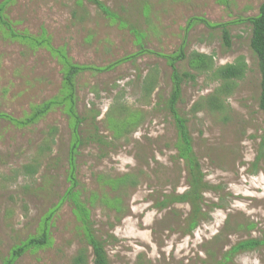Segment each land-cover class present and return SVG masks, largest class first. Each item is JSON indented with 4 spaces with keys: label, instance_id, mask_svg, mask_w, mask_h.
<instances>
[{
    "label": "rangeland",
    "instance_id": "1",
    "mask_svg": "<svg viewBox=\"0 0 264 264\" xmlns=\"http://www.w3.org/2000/svg\"><path fill=\"white\" fill-rule=\"evenodd\" d=\"M100 1L107 13L88 0H0V264H70L81 248L92 264L76 207L63 197L73 186L72 113L97 115L109 144L77 145L73 189L89 200L110 264H264V157L255 163L263 127L260 74L249 46V19L264 0ZM194 54L213 63L197 70ZM170 57L179 72L195 76L182 84L176 108L188 119L193 151L211 187L203 194L208 220L190 233L188 205H160L187 189L177 129L166 109ZM239 57L248 70L224 98L223 112L192 111L220 85L214 69ZM71 65L84 69L73 76L69 110ZM126 118L132 123L120 130ZM87 124L77 129L82 140ZM44 231V247L12 257ZM246 240L260 245L226 258Z\"/></svg>",
    "mask_w": 264,
    "mask_h": 264
},
{
    "label": "trees",
    "instance_id": "2",
    "mask_svg": "<svg viewBox=\"0 0 264 264\" xmlns=\"http://www.w3.org/2000/svg\"><path fill=\"white\" fill-rule=\"evenodd\" d=\"M90 3L97 6L102 12L107 13L108 10L106 6L100 0H88ZM2 18V7L0 6V19ZM3 22V21H2ZM204 24L209 25L206 21L202 20ZM249 22L251 23V38H250V49L252 54L257 60L258 70L260 74V92L258 97V109L262 114V131L259 137V149L258 157L256 158V164L264 157V3L260 6L259 13L257 16L250 18ZM7 26V25H6ZM11 31V30H10ZM14 36V34H12ZM223 43L227 49H230L231 42L229 33L224 29L223 30ZM135 55L127 56L124 58L132 59ZM183 55L176 58H180ZM197 58V61L193 63L195 69L200 71H206L209 68V65L213 63V58L206 56L204 54H194ZM176 58L170 57L169 60L170 66L172 69L171 82L172 89L170 96L167 100L166 109L174 119V123L178 133V142L176 145L177 156L183 161L185 172H186V183L187 189L181 194H175L174 196H166L160 202V205L164 208L169 204H186L190 207V212L185 219V226L187 233H190L194 230L201 222L208 220V213L203 211V194L211 189L209 184L205 181V176L201 169V165L195 156L193 151V141L190 135L187 123L188 119L179 114L176 104L180 99L181 86L184 82L194 81L195 76L187 72H179L174 62ZM84 69L71 65L69 71L65 77V82L68 90L67 98L64 103L69 104V110H72V92H73V76L77 71ZM248 70L247 64L243 57H239L233 63L225 64L218 68H215L213 71V76L220 81V85L214 90L212 94L202 99V101L197 102L192 111L196 112L200 108H205L211 113H222L224 109V98L229 96L238 85V81L244 79L245 74ZM145 89L148 92H151L153 89V82L150 80L145 84ZM49 106V103L47 104ZM46 106L45 109L40 110L32 115L29 121L36 120L40 115L45 113V110L48 109ZM72 112V111H71ZM72 123L75 134V142L71 145L70 150V172L69 179L72 182V189H70L63 197L66 199L72 200L76 209L75 213L81 222L82 229V238L83 241L91 248L92 253V264H110L107 253V238L98 236L96 230L93 227V222L91 220V212L86 206V200H80V193L73 189L77 186L73 171H74V152L79 144H89L95 142L101 147L109 146L108 142L100 135L99 129L96 125V117L90 116H78L75 113H72ZM113 121V120H112ZM87 124L88 131L85 133L83 140L80 134L77 132L78 127H82ZM132 123V119L126 118L121 121V129H126ZM84 141V142H83ZM74 154V155H73ZM254 163V166L256 165ZM90 203V202H89ZM47 234L46 231L40 236H34L27 239L25 244L16 250L13 251L12 257L16 258L20 256L23 252L29 249H39L44 247L47 244ZM259 242L256 240H246L239 242L232 246L227 253L228 256H233L239 252H247L256 249L259 246ZM11 264V263H8ZM70 264H89L88 250L86 248H81L77 251L76 255L72 258Z\"/></svg>",
    "mask_w": 264,
    "mask_h": 264
}]
</instances>
